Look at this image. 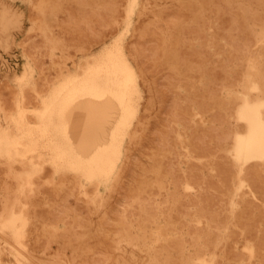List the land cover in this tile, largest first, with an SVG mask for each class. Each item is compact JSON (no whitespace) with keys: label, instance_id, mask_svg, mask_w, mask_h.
Here are the masks:
<instances>
[{"label":"bare ground","instance_id":"bare-ground-1","mask_svg":"<svg viewBox=\"0 0 264 264\" xmlns=\"http://www.w3.org/2000/svg\"><path fill=\"white\" fill-rule=\"evenodd\" d=\"M82 1H85V0H82ZM118 1L116 2L113 0H111V1L110 0H103V2H101V4L104 3L103 4L104 8H107L110 12H112V11L117 10ZM155 1L157 2V0H155ZM75 3H76V0H75ZM76 4L78 5V0H77ZM92 4L94 5V3H92ZM39 5L41 6L42 4H39ZM82 5H83V3H82ZM72 6H71V8H72ZM58 7H60V6H58ZM4 8H6V6ZM61 8H62V6H61ZM85 8H86V6H85ZM85 8H83V9H85ZM167 8H168V6L159 5L157 3H156V5L149 7V6H146L144 4H141L140 0H130V8L127 11H125L126 16L124 18V22L126 23L127 28L130 27L129 25H130V22L132 20L131 14L134 13V11H137L139 14H142V13L147 12V11H153L155 13L154 15L151 16V18L149 19V22L145 23L144 25H142L138 29L136 36H137L139 41L147 38L148 36H153V38H155V40H157L158 43L156 44V47L154 46L155 47L154 50H155V53L157 54V56H156L155 60L153 58L152 61L153 62L155 61V63H157L161 66L167 67L170 71L171 76L175 77L177 80L184 81L186 86L189 84H193L196 80L210 81V80L216 79L217 73H215V74L207 73V71L205 70L209 66H213V65L219 66L221 69H223V72L220 73V79H221L220 81L224 82L227 87H225V90L222 93L218 94L217 92H215L216 91L215 89H214V91H212L211 89H204V90H202V92L201 91L199 92L197 90L193 91V90L188 89V98L189 99L191 98V99L189 101L188 99L185 98L187 100V102H185L183 108H181V109H183V113L186 116L191 117L193 115L198 114L199 112L204 113L205 111H208L214 107H215V109H216V107L219 108V113H216L214 115V117L215 116L217 117L216 122H218V117H219V116H217V114H220L221 116H223L222 117L223 121L221 123L223 126H225V128L227 130V133H226V134H228L227 136L228 137L231 136L232 141H233V143H232L233 145L231 148L230 147L227 148L225 145L226 143L225 142L223 143V141H220L221 143H223L221 145V150L225 151V153L228 152V155L233 159L232 165L233 164L238 165V170L235 171L234 169H231L230 167H228V165L231 166L232 161L231 162L229 160L227 161V159H225L226 158L225 156H224L225 158H223V156H222V158H223V160L225 159V161H227V162L223 161L222 164H224V162L228 163V165H227V167H225V169L229 168L226 170H227V173L229 175L228 178L231 181V184H234V183L236 184V182H238L237 183L238 188H241L246 184L248 176L249 177L250 176H260L261 174L262 175L264 174V0H181L178 4V8H180L182 10H187V11L189 10L190 12H194V15H192V16H189V15L186 16V15L181 14V16L177 15V16L165 17L162 15V12H164ZM58 9L59 8H57V10ZM72 9H74V8H72ZM78 9H80V8H78ZM126 9H127V7H126ZM205 10H211V11L217 12L218 15H216L214 17H209L207 15L205 16V15H203V12ZM67 11H66V13H67ZM70 11H71V9H70ZM84 11L86 12V10H84ZM226 11L231 14L229 17L221 15L222 13H224ZM7 12H8V9H7ZM80 12L82 13L81 10H80ZM4 13L5 12L1 13L2 16L4 15ZM56 13H58V12H56ZM68 13H69V11H68ZM71 13H73V12H71ZM179 13H180V11H179ZM13 14H14L13 15V17H14L15 13H13ZM79 14L80 13H78V16H79ZM74 15H72V16H74ZM82 15H80V16H82ZM19 16H18V18H21V16L20 17ZM13 17H11V18L13 19ZM31 17H32V15H31ZM57 17H56V19H58ZM2 18H3V20L6 19V18H4V16ZM70 18H72V17H70ZM102 18H103V20H106L104 17H102ZM84 19H87V18H84ZM15 20H16V18H15ZM18 20H16L17 25L19 23ZM49 20H50V18H49ZM61 20H63V19H61ZM88 20H89V18H88ZM45 21H47V20H45ZM58 21L59 20H57V21L55 20V22H57V24L59 25L60 22L58 23ZM70 21H72V20H70ZM94 21L96 22V20H94ZM2 22L3 21H0L1 25H2ZM68 22L69 21H67V23ZM9 23L10 22H8V23L6 22V24L4 23L5 25L3 26V30H5L4 28H6V26H7V28L4 32L5 35L3 37L4 38L3 44H6L12 48L13 44L15 43V38L13 37V34H12V30L14 28L12 30H10V27L8 26ZM89 23H90V21H89ZM14 24H15V22H14ZM48 24L51 25L50 23H48ZM57 24L55 23V25H57ZM65 24H66V22H65ZM69 24H70V22H69ZM71 24H73V23H71ZM93 24H94V22H93ZM11 25L13 27V24H10V26ZM53 25L51 27H53ZM65 26H67V25H65ZM77 26H79V24ZM61 27L65 28L63 26V24ZM39 28L40 29H38V30H41L42 27H39ZM100 28H102V26ZM73 29H75V28L73 27ZM78 29H81V28H78ZM62 30H64V29H62ZM65 30H67V29H65ZM76 30H77V27H76ZM43 31H41V32H43ZM77 31H79V30H77ZM85 33H86V31H85ZM54 34H56V33H54ZM71 34H73V33H71ZM81 34H82V32H81ZM190 36H194V38L196 37V38H200V39L196 40V38H195L196 41H192ZM55 37H56V35L54 36V38ZM85 37L87 38V36H85ZM61 39H62V36H61ZM57 40H58V38H57ZM73 40L74 39H72L71 41L73 42ZM64 41H65V39H64ZM78 42H79V39H78ZM32 44L36 45L33 42H32ZM134 44H137V43H134ZM140 45L142 46V44H139L138 46H140ZM43 46H45V45H43ZM70 46L73 47V45H69V47ZM123 46H124L123 38L119 37L111 45L104 46L101 54H99L95 57H92L91 59H88L86 61V64L84 66H82L80 70L65 73L63 76L60 75V76H62L61 79L50 88L48 94L45 96H41V98H40L41 104L37 108H30V107L26 106L24 103L25 98H23V95H22V92L24 89V88L22 89V87L24 85H28V84L31 85V83L33 82V79H32L33 78L32 77L33 67L31 66V64L28 60L27 63L25 64L23 72L16 77V81H17V84L19 86L20 93H21L20 95L22 97L19 99L17 98L18 99V101H17V113L15 115H13L9 119V121H7V118L5 119L7 121L6 126L0 125V158L9 162L10 163L9 166H11V164H13V162H15V161H17V163H18V161H24V160L27 161L28 160L27 162H29L33 165L35 172L38 169H40L41 164L48 163L53 167V170L55 173H66V172L74 173L80 179L87 181V182L91 183L92 185L95 184L97 189H98L99 185H102V184H104L106 186H108V185L114 186L120 180V177L122 175V171L124 168V159L127 156L126 153H127V149L129 146L128 144L135 143L137 138L140 136L141 132L144 130L145 123L147 120V114H144V115L140 114V110H141L140 103H141V99L143 98V95H142L141 90L139 88V77L142 76L143 83L145 84V86H147L146 87L147 90L151 93V95H150L151 99L154 96L153 91H155V87L153 86L152 82H150L148 80L147 68L142 64L143 61L141 62L140 59L137 60L138 63L141 64L140 69H137L136 65L131 61V59L126 56ZM7 47H3V48H7ZM38 48H41V47H38ZM184 48L191 49L192 52L195 54V55L192 54V56H195L196 59L192 60L191 58L186 57L185 54H183ZM7 49H9V48H7ZM36 49L37 48L35 47V51H36ZM42 49H43V47L41 48V50ZM53 50L55 51V48H53ZM151 51H152V49H151ZM184 51H186V49ZM205 51L207 53H210L211 55L216 54V53H224V55L221 58L217 57L218 59L215 60V59H213V56H207V55L205 56L204 55ZM44 53H46V52H44ZM44 53H43V55H44ZM133 53H134V57L137 59L139 57L138 48L134 47ZM32 54H34V52L31 53V55ZM189 55H191V54H188L187 56H189ZM68 59H71V58H69V56H68ZM40 60H42V59H39V61ZM41 63L43 64V62H41ZM42 66H39V67H42ZM45 66H46V64H45ZM39 67H37V69ZM166 70L167 69H165L164 71H166ZM216 72H219V71H216ZM46 75H48V74L46 73ZM51 75H53V74L51 73ZM51 75H49V76H51ZM164 78H166V77H164ZM167 80H168V78H167ZM181 83H183V82H180V84ZM225 84H224V86H225ZM220 85H221V83L219 84V86ZM39 87H42V86H39ZM221 87H222V85H221ZM33 91H34V89H33ZM218 91H220V90H218ZM200 93H202L203 95H208V97L210 99V105L209 104L203 105L200 101L199 102L201 103L202 106H196L193 103H191L192 98L194 96L201 95ZM2 95H4V93ZM174 97H176V96H174ZM200 97H202V96H200ZM208 97L206 98L207 100H208ZM180 104H178V105H180ZM150 107H151V102L149 101L146 104L145 109H150ZM2 110H3V108H2ZM10 114L11 113H9V115H8L9 117H10ZM29 114L33 115L37 119L36 123H32L31 120L28 119ZM232 115H234V117H236L235 120H237L240 123V125L243 127L242 130H239L237 127L232 128V129L230 128L229 125H230L231 121H230L229 117ZM3 116H6V114ZM81 117H82V119H81ZM153 118H155V117H153ZM183 119L186 120V118H183ZM211 121H212V119H211ZM213 121H215V120H213ZM196 122H197V120H196ZM164 123L166 124V122H164ZM168 123H169V121H168ZM175 123H178V122H175ZM221 123L219 124V126L221 125ZM78 125H79V127L82 125L83 128L80 130V134L77 133L75 135V133L78 130L77 128H79ZM160 125H161V123H160ZM170 125L171 124L166 125V126L163 125V127L169 128ZM154 126H157V125L155 124ZM184 126H186V125H184ZM158 128L155 127V129H157L156 131H158ZM170 128H171V126H170ZM173 128H175V127H173ZM177 128L175 130L176 132H177ZM190 128H192V127L190 126ZM197 128H199V127H197ZM200 128H203V127H200ZM155 129L153 128V130H155ZM208 129H211V128H208ZM213 129H215V127H213L212 130ZM193 130H196L195 127H193ZM150 132L153 133V131H150ZM159 132H161V131H159ZM167 132H170V130ZM220 132H221V134H223L222 130ZM220 132H218V133H220ZM207 133H208V130H207ZM156 134H158V132ZM170 134H171V132H170ZM176 134H177V136H176ZM176 134H175L176 137L173 135L175 138H177V137H178L177 139L181 138L180 133H176ZM150 135H151V133H150ZM159 135H161V134L159 133ZM189 135H190V132H189ZM198 135L199 134H196L195 136L197 137ZM196 137H194V138H196ZM217 137H218V135H217ZM220 137H218L219 140L220 139L222 140V137L221 138ZM161 138L162 137H160V139ZM218 138H217V140H218ZM215 139L216 138H214L213 140H215ZM152 140H153V138H152ZM165 140H163V141H165ZM172 140H173V138H172ZM169 141H170V143H174L170 139H168V141L166 142L167 145H166V143L164 144V142H163L162 148L160 147L158 149V147L161 146L160 144L158 147L156 146L158 151H155V160L153 161V163H154L153 165H151V166L147 165L148 166L147 167L146 164L143 163V161L142 162L139 161V162L143 163L141 166H143V165L146 166V168H144V166H143V168L141 167L142 169L140 168V171L143 170V175L139 174V172H137L138 174H136L137 176L142 175V176H138V177H141V179H137L135 177H132L133 180H134V178L137 179L135 181L139 180L137 182L138 184H136L137 186L135 189H133L135 186L132 185L133 188H132L131 192L136 190L135 191L136 194H133V195L134 196L136 195L138 197L137 201L140 204L139 208H140L142 214L140 215L139 214L140 212H139L138 214L140 215L139 216L140 218L137 221H135L139 231L137 233L129 232L126 235L127 239H128V241H130L132 243H142V244L146 243L145 245H148L147 250H146V255H147V258L149 260L148 264H220V263H222V261L219 263V256H218L219 253H217L218 251H215L216 248H218V246L221 243L229 240L232 237L245 236V234H247L248 231H250L252 229V226H251L252 224L251 223H250L251 225L246 224V222H245L246 220L244 221L245 224L244 223L242 224L240 222H239L240 224L229 223V224L221 225V226H220V224L219 225L218 224H209L204 230L196 231L195 235H192L191 238L189 237L190 240L188 238L190 243H192L195 247V256L194 257L188 256L187 255L188 253L186 254L185 251L183 250V248H184L183 244H185L188 241L187 238L184 237L183 235L173 234L174 230L173 231L171 230L175 227L176 228L178 227V222H179L180 217L178 219V222H175L174 219H176V218H173L174 215H172V212L177 207L176 204L180 201L181 198H180V194H179L180 191L178 190L179 185H177L175 183L176 182L175 178L177 175L174 178L172 169L168 168V166H170L171 163L169 164L168 162H166V163H168V166H167L165 163V159H164L165 156L167 158L168 154H170L172 151L175 150V149H172V151H171L170 149L173 148L174 146H176L179 142L175 143V145L173 144L174 146L169 148V146H170ZM196 141H197V139H196ZM199 141H200V139H199ZM209 141L210 140H206L204 143L203 139H202V141H200V142H202L205 145L207 142L209 143ZM150 142H151V140H150ZM147 143H149V142H147ZM156 143H159V142L156 141ZM197 143H199V142H197ZM197 143H196V147H197ZM202 143H200V144L202 145ZM205 146H207V145H205ZM214 146H215V144H214ZM219 146H220V144H219ZM198 147H199V151H201L200 148L201 149L203 148L201 146H198ZM198 147H197V149H198ZM183 148H185V147H183ZM147 149H149V151H150V149L152 150L153 147L152 146L150 148L147 147ZM211 149H212V146H211L210 150ZM216 149H215V151H216ZM142 150H140V151H142ZM153 150H156V149H153ZM137 151H139V150H137ZM145 151L148 152V150H146V148H145ZM175 151H174V153H175ZM182 151H185V150L182 149ZM182 151H181V153H182ZM196 151L195 152L197 155L198 150H196ZM177 152L175 153L176 155H173V157L178 156ZM202 152H203V150H202ZM174 153H172V154H174ZM205 153H207V152H205ZM139 154H140V152H139ZM151 154H152V152H151ZM208 154H209V152H208ZM216 154H218L217 151H216ZM216 154H212V155H216ZM141 155L143 156L144 152ZM185 155H187V154H185ZM199 155H197V156H199ZM218 155H217L216 163L218 162L219 159H221V158H218ZM225 155H227V154H225ZM151 156H153V154ZM229 156H227V157H229ZM144 157H145V155H144ZM35 159H37V160H35ZM167 159H169V158H167ZM134 161H137V159H135ZM134 161H133V163H136ZM195 161L196 160H194L193 162L195 163ZM186 162H187V160H186ZM204 162H206V161H204ZM212 162H211V164H212ZM23 163H21V164L23 165ZM29 163L24 164V165L25 166L30 165ZM148 163H150V162H148ZM137 164H139V163H137ZM137 164H134V166L135 165L137 166ZM176 164H177V162H175L174 165H176ZM198 164H200V163H198ZM248 164H252V166L249 167ZM190 165L192 166V164H190ZM246 165H248L247 168H245ZM196 166L197 165H195V167ZM206 167H208V165ZM206 167L204 166L205 169H206ZM216 167H218V165ZM27 168H29V169H27L28 171L31 170L30 167L27 166ZM204 168H202V169H204ZM177 169H178V171H175V172H179L180 167ZM225 169L223 170V172L226 171ZM25 170H26V168H25ZM25 170H21L19 175H21L22 171L24 172ZM194 170H196V168ZM222 170L219 169L220 172ZM133 171H135V170L134 169L132 170V172H131L132 175L135 173ZM180 171H182V169ZM198 171H199V169L197 170V172ZM18 172H17V174H14L16 177L18 176ZM192 173L194 174V172H192ZM198 173H196V174H198ZM175 174H180V173H175ZM199 174H201V173H199ZM0 175H2V174H0ZM182 175L184 176V173L181 175H178L177 180L179 178H182L181 177ZM202 176H203V174H202ZM222 176H225V175L223 174ZM35 177L36 176L34 174V178ZM189 177L192 178V180H193L194 175L193 176L190 175ZM218 177H219V175H218ZM17 178H18V180L20 179L19 177H17ZM128 178H129V176H128ZM226 178H227V175H226L225 179ZM16 179H14V180H16ZM22 179H23V177H22ZM24 179H25V177H24ZM46 179L48 181V178H46ZM188 179L189 178L187 177L186 180H188ZM198 180L199 179H197V181H195L196 183L194 182V184H198L197 183ZM205 180H207V179H205ZM209 180H211V179L209 178ZM250 180L251 179H249V181ZM25 181H26V179L23 182L21 190H22V192L28 190V192H29L30 189H28V187L26 185L30 184V181H31V183H33V181H32V179L28 182H25ZM73 181L74 180L69 179V178L65 179L63 182L64 186H65V184L68 185V184L73 183ZM222 181H224V180H222ZM257 181L258 180H256V182ZM260 181H261V177H260ZM130 182H132V181H130ZM168 182L171 184L173 183L174 185H173V189L171 191L168 190V191H166L167 192L166 195L164 194L166 196V198L164 199V197H162L160 199V200L164 199L165 201L159 202V201L155 200L153 198V196L160 194L164 189L168 188V186H169ZM207 182H208V180H207ZM2 183H3V181H2ZM51 183H50V185H51ZM178 183H180V182H178ZM217 183H218V181H217ZM250 183H253L252 180ZM261 183H260L261 187L264 188V181H262ZM17 184L19 185V183H17ZM60 184H62V183H60ZM60 184H57V186L58 185L60 186ZM91 184H90V186H92ZM204 184H205V182H204ZM7 185H8V183H7ZM20 185H19V188H20ZM81 185L82 184L80 182V186ZM199 185H200V183H199ZM221 185H222V183H221ZM221 185H219V189H220ZM25 186H26L27 190L25 189ZM191 186L192 185L190 182H187L185 185L186 188H191ZM252 186H253V184H252ZM71 187L72 186H70V188ZM129 187H131V185ZM210 187H212V186H210ZM113 188H116V187H113ZM122 188H124V187H122ZM251 188H253V187H251ZM262 188H260L261 191H262ZM35 189L37 190V188H35ZM182 189H183V187H182ZM202 189H203V191H204V189L207 190V188H202ZM219 189L217 187V190H215V191L217 192ZM231 189H228V190H231ZM1 190L2 189L0 188V192H1ZM13 190L15 191V189H13ZM197 190H198V187H197ZM213 190H212V192H213ZM247 190H248V188H247ZM256 190L254 191V193L256 192ZM95 191H94V193H95ZM220 191H222V190L220 189ZM224 191L226 194L227 190H224ZM65 192H66V190H65ZM97 192H99V189L97 190ZM131 192L126 191L127 194H130ZM216 192H214V193L216 194ZM13 193L15 194L16 191ZM69 193H70V191H68V194ZM222 193H223V191H222ZM25 194H26V192H25ZM95 194H93V196ZM161 194H163V193H161ZM206 194H208V196H209V193H206ZM7 195H9V194H7ZM22 195L24 196V194H22ZM69 195L66 194L65 196L69 197ZM143 195H148V200L145 196L147 201L142 198V197H144ZM18 196H19V194H18ZM72 196L70 195V197H72ZM87 196H88V193H87ZM89 196H91V195H89ZM128 196L130 199H132L131 198L132 195H128ZM217 196L219 197L218 193H217ZM27 197H28V195H27ZM41 197L43 198V196H41ZM214 197H216V196H212V198H214ZM223 197L224 196H222V194H221V198H223ZM258 197H256V198H258ZM261 197H263V196H261ZM261 197H260V199H261ZM25 198H26V196H25ZM25 198H24V200H26ZM74 198H75V194H74ZM90 198L91 197H89V199ZM126 198L127 197H125V199ZM206 198H207V196H206ZM208 198H211V196H209ZM46 199H48V196L46 197ZM64 199L65 198H62V200H64ZM201 199H202V197H201ZM225 199H227V198H225ZM60 200H61V198H60ZM60 200L57 202H60ZM202 200H204V199H202ZM217 200L219 201L220 199H217ZM222 200L224 201V199H222ZM13 201H16V202L15 203L13 202L14 204L12 203L13 205H11V206L9 205L10 207L5 206L4 209H2V211L0 212V229L4 230L5 232L6 231L9 232L11 234V237H13V239H15L17 241V243H19V245L22 243L25 244L24 241L22 242V238H23L24 234H26L25 228L27 227V225L30 221L28 211H26V208L24 205L26 202L22 203V202H20L19 199L17 200V198L15 200L13 199ZM37 201L40 202L39 199ZM55 201H56V199H55ZM65 201H63V202H65ZM67 201H69V200H67ZM134 201H135V199H134ZM143 201H145L147 204H144ZM214 201H213V204H214ZM53 202H54V200H53ZM87 202L89 203V201H87ZM101 202H99V203H101ZM182 202H184V201H182ZM209 202H210V199H209L208 203ZM251 202L253 203V201H251ZM255 202L256 201L254 198V203ZM66 203H68V202H66ZM92 203H93V201H92ZM191 203H193V201ZM197 203L198 202H194V204H195L194 206H197ZM205 203L206 202L204 201V205H205ZM211 203H212V200H211ZM1 204H3V203H1ZM40 204L42 205V202ZM49 204H51V203H49ZM60 204H62V203H60ZM63 204L60 206H64ZM68 204H70V203H68ZM213 204H211V205H213ZM97 205L99 207L100 204H97ZM103 205H101V206L103 207ZM121 205H123V204L121 203ZM182 205L184 206L183 203H182ZM260 205H261L260 207H262V204H260ZM17 206H18V208H16ZM57 206H58V203H57ZM187 206L189 207L190 205H187ZM205 206H207V205H205ZM209 206H210V204H209ZM236 206H237V203L233 200L231 208L229 207L230 212H229V214H227V215H229L230 219L245 218L249 215H254V214L258 213V211H256V208H255V210L253 209L254 211H250L252 209H249V211H247L248 209H238L237 210ZM258 206H257V208H258ZM71 207L73 209V205ZM71 207H69V209ZM126 207L128 208V206H126ZM129 207H131V206H129ZM218 207L220 208L219 205H218ZM253 207H254V205H253ZM40 208H42V207H40ZM82 208H81V211H82ZM90 208H91V206H90ZM127 208H126V210H127ZM180 208H181V206H180ZM212 208L209 207V209H212ZM245 208H249V206H247ZM134 209H135V207H134ZM137 209H138V207H137ZM261 209H263V208H261ZM261 209L259 210L260 212H261ZM42 210L43 209H41V211ZM61 210H59V212ZM70 210H67V211L70 212ZM76 210H78V209H75V212L77 214H79ZM177 210H178V208H177ZM205 210H207V208L205 209L204 206H202L200 208H196V210L193 212V216H196L197 214L204 212ZM213 210H215V209H213ZM45 211H48V210L46 209ZM85 211H87V210L85 209ZM130 211H132V210L130 209ZM215 211H217V210H215ZM50 212H51V210H50ZM62 212H64V211H62ZM79 212H80V209H79ZM104 212H106V211H104ZM113 212H111V214H113ZM178 212H179V210H178ZM184 212L186 213L185 210H184ZM212 212H214V211H212ZM46 213H47L46 215H48V212H46ZM135 213H137V212H135ZM41 214H42V212H41ZM60 214L63 215L62 213H60ZM81 214H79V215H81ZM101 214H103V213H101ZM116 214H117L116 217L120 215V213H119V215H118V213H116ZM130 214H129V216H131ZM207 214H209V212H207ZM258 214L263 215L264 213H258ZM258 214H256V215L258 216ZM54 215L55 216H53V218L58 217V216H56V213ZM108 215H110V214H108ZM262 215H261V217H262L261 221L264 220V215L263 216ZM88 216L90 217V215H88ZM177 216H179V214H177ZM223 216H225V215H223ZM257 216H255V218ZM44 217L46 218V216H44ZM74 217H75V215H74ZM76 217L78 218L79 216H76ZM89 217H87V218L89 219ZM184 217L189 218V214H185ZM53 218L50 219V220H52V222H54ZM111 218H112V216H111ZM111 218H107V219H111ZM122 218L123 217L118 218V219H122ZM208 218H209V220L211 219L210 216H208ZM221 218H223V217H221ZM82 219H83L82 224H85L84 223L85 219L84 218H82ZM113 219L114 218H112V220ZM118 219H114V220H118ZM215 219H217V218L215 217ZM224 219H225V217L221 220L224 221ZM226 219H228V218H226ZM251 219L254 220V222H252L254 224L255 219L254 218H251ZM70 220L68 219L69 222H71ZM112 220H111V222H112ZM122 220L124 221V219H122ZM122 220H120V221H122ZM202 220H204V219H202ZM78 221L81 223V221L79 219H78ZM106 221H109V223L104 222V224L106 223V226H107V224H111L110 220H106ZM123 221H122V223H123ZM236 221H237V219H236ZM69 222H68V224H69ZM85 222H86V220H85ZM89 223H90V221H89ZM185 223L188 224V222H184L181 225L185 226ZM204 223H205V220H204ZM76 224H77V222H76ZM113 224L114 223H112V225ZM125 224H126V222H125ZM123 225H124V223H123ZM204 225H202V226H204ZM256 225L254 224L253 226L256 227ZM72 226L74 227V225H72ZM85 226H87V223L85 224ZM179 226H180V224H179ZM182 226H181V228H182ZM191 227H194V223ZM108 228H109V226H108ZM71 229H72V227H71ZM105 229H107V227ZM119 229L122 230L123 228L122 229L119 228ZM191 229H194V228H191ZM73 230H75V229H73ZM159 230H163V231L159 232ZM32 231H34V230H32ZM112 231H115V230H112ZM116 231H117V229H116ZM128 231H131V228ZM262 231H264V227H263ZM85 232H87V231H85ZM113 233H115V232H113ZM124 233H126V232L124 231ZM71 234H73V233H71ZM250 234H249V236H252ZM66 238H68V237H66ZM247 238H244L245 240H244L243 245L247 251L248 256L251 259V258L256 256L258 250L260 249L261 243L264 241V233H263L262 238H259V239L257 238V236L256 237L254 236V240L253 239H247ZM74 239H75V237H74ZM85 239H84V241H88ZM122 239H123V237H122ZM32 240H34V239L32 238ZM157 240H166L168 245L166 244V247L165 248L162 247L163 249H161V250L155 249L151 246V244L154 241L156 242ZM237 240H239V239H237ZM44 241H46V240H44ZM72 241L74 243L73 239H72ZM115 241H116V239H115ZM235 241H236V239H235ZM4 242H6L5 239H4ZM122 242H125V240ZM41 243H43L42 245H44L47 242L46 243L41 242ZM88 243H90V242H88ZM75 244L76 243H74L73 245H75ZM229 244H231V243H229ZM229 244H228V246H229ZM232 244L230 246H232ZM262 244H264V243H262ZM240 245H242V244H240ZM84 246H85V248L82 247V249L83 248L86 249L87 245H84ZM108 246H110V245H108ZM209 246H212L210 248L214 247L213 252H212V250H210L211 252L208 253V250L210 249V248L208 249ZM223 246H224V244H223ZM35 248H38V246ZM232 248H234V247H232ZM232 248L230 250H232ZM4 249L5 248L2 247L1 243H0V254H1V250H4ZM109 249H110V247H109ZM227 249H229V247ZM86 250H88V248ZM97 250H98V248H97ZM219 250H220V248H219ZM5 251H6V249H5ZM229 252H232V251H229ZM16 253L19 254L18 252H16ZM89 253H90V251H89ZM98 253H99V251H98ZM101 253H103V252H101ZM243 253H245V252H243ZM20 254L22 255V257L24 259H26V256L24 254H22L21 252H20ZM206 254H208V257H206ZM235 254L236 253H234V255ZM94 255H96V254H94ZM226 255H227V251H226ZM17 256H19V255H17ZM59 256H60V254H59ZM229 256H230V253H229ZM237 256H241V255H237ZM15 257L16 256H14V258ZM19 257H18V261H21ZM77 257H79V256H77ZM95 257H97V256H95ZM95 257L93 256V257H91V259L93 261L94 260L96 261V259H98V258L93 259ZM241 257H240V259H241ZM231 258L233 259L232 256H231ZM81 259H83V258H81ZM240 259L236 260V257H235L236 261H238ZM98 260L100 263V259H98ZM86 261L87 260L85 259V263H86ZM254 261H255V258H254ZM51 262H54V260ZM262 263L264 264V261L261 262L260 264H262ZM95 264H97V263H95ZM226 264H227V262H226ZM231 264H233V263H231ZM239 264H241V263H239Z\"/></svg>","mask_w":264,"mask_h":264},{"label":"rangeland","instance_id":"rangeland-1","mask_svg":"<svg viewBox=\"0 0 264 264\" xmlns=\"http://www.w3.org/2000/svg\"><path fill=\"white\" fill-rule=\"evenodd\" d=\"M85 1L78 0V5H77L76 4L77 0H76V3H75V0H67V1L66 0H61V1L60 0H0V12L1 13H3V12L6 13L7 9H8V12L6 14L4 13V15H3L4 18H6L5 20H3V18H2L3 16L0 13V17L2 16L0 18V21H3L2 25L0 23V25H1L0 26V28H1L0 29V43H1L0 44V56H1L0 57V92H1L0 93V107H1L0 108V125L1 126H6L7 125V121H9V119L13 115H15L17 113V101H18L19 98H22V97L20 95L21 93H20V89H19V86H18L17 81H16V77L23 72L25 64L27 63L28 60H29V62L31 64V66L33 67V75H32L33 82L31 83L32 86L28 84V85H24L22 87V89L24 88L23 92H22V95H23V98H25L24 103H25L26 106H28L30 108H37L41 104V100H40L41 96L47 95L49 90H50V88L54 84H56L65 73L74 72V71L80 70L81 67L86 64V61L88 59H91L92 57H95V56L101 54L104 46L111 45L117 38L122 37L123 38V43H124L123 47H124L126 56L131 59V61L136 65L137 69H140V66H141V64L138 63L137 60L140 59L141 62L143 61L142 64L147 68L148 80L150 82H152L153 86L155 87V91H153V95L154 96L151 99L150 98L151 93L147 90V88H146L147 86H145V84L143 83L142 76L139 77V88H140L141 93L143 95V98L141 99V103H140V107H141L140 114L141 115L147 114V120H146V123H145V128L141 132L140 136L137 138L135 143L128 144L129 145L128 146L129 150L127 149V153H126L127 156L124 159V168H123L120 180L114 186H111V185L110 186L109 185L106 186L104 184L99 185V187H98L99 192H97L98 189L95 186V184L92 185L91 183L80 179L74 173H70V172L55 173L54 170H53V167L50 164H48V163L41 164L40 165V169H38L35 172V170L33 168V165L31 163L27 162L28 160L27 161L24 160L25 162L24 161H18V163H17V161H15V162H13V164H11V166H9V164H10L9 162H7V161H5V160L0 158V174H2V175H0V178H1L0 179V183H1L0 184L1 185L0 188L2 189L1 192H0V212L2 211V209H4L5 206L10 207L11 205H13L16 202V201H13V199L15 200L17 198V200L19 199L20 202H22V203L26 202L24 205H25L26 211H28V215L30 217V221H29L27 227L25 228V233L26 234H24V236L22 238V242L24 241L25 244L22 243V244L19 245V243H17V241L15 239H13V237H11V234L9 232H7V231L5 232L4 230L0 229V241H1L0 243H1V246L6 249V251H5V249L1 250L0 264H4V263L5 264H23L24 262H25L24 264H79V263L80 264H82V263L83 264H87V263L88 264H95V263H97V264H148L149 260H148L147 255H146V250H147L148 245H145L146 243L145 244L132 243V242L128 241L127 236H126L129 232L137 233L139 231L135 221H137L140 218L139 216L142 214V212H141V210L139 208L140 204L137 201L138 197L136 195L135 196L133 195V194H136L135 193L136 190L133 191V192H131V191H132L133 186H135L133 188V189H135L136 186H137L136 184H138L137 182L139 180L138 181H135V180L141 179V177H138V176H142L143 175V170L140 171V168L141 167L143 168V166H144V168H146L147 165L151 166V165L154 164L153 161L155 160V151H158V149L160 147L162 148L163 142L165 144L168 141V139H170L172 142H174V143H170V141H169V143H170L169 144L170 145L169 148L174 146L175 143L179 142L176 146H174L173 148L170 149L171 151H172V149H175V150L177 149L176 151L175 150L174 151H175V153L178 151L177 152L178 156L177 157L176 156L173 157V155H176V154L174 153V151H172L170 154H168L169 152L167 153L168 154L167 158H169V159H167L166 156L164 157V159H165V163L166 162H168L169 164L171 163L170 166H168V163H166V165L168 166V168L172 169L174 178L177 175L176 178H175L176 179L175 183L177 185H179L178 186V188H179L178 190L180 191V193H179L180 194V198H181L180 201L181 202L182 201L185 202V203L182 202L184 204V206H183L182 203L179 201L176 204L177 207L172 212V215H174L173 218H176V219H174L175 222H178V219L180 217L179 222H178V227L177 228L175 227V228L171 229L172 231L174 230L173 234L183 235L188 240L189 237L191 238L192 235H195L196 231L204 230L209 224H218V225L220 224V226L221 225H226V224H229V223H238V224L242 223L243 224L244 221L246 220L245 221L246 224H250V223L252 224V225L250 224L252 226V229L250 231H248V233L245 234V236L232 237L229 240L221 243L218 246V248H216L215 251H218L217 253H219V255H218L219 256V263L221 261H222V263H220V264H226V262H227V264H231V263H233V264H239V263H241V264H260L261 262H263L264 261V258H263L264 257V244H262V243H264V241L261 243V247L258 250V252L260 251L259 252L260 254L257 252L256 256L251 258V259L248 256L247 251L244 248L243 244H244V240H245L244 238L248 237L247 239H253L254 240V236L255 237L257 236V238L259 239V238H262L263 233H264V231H262L263 227H264V222H263L264 220L261 221V219H262L261 215L262 214H258V213H264V211H263L264 210V188H262L261 185H260V183L262 181H264V174L263 175L261 174L260 176H250V177L248 176L249 178L247 177L246 184L243 187H241V188H238V185H237L238 182H236V184L235 183L231 184V181L228 178L229 175H228L227 170H226V169H229V168L225 169V167H227L228 163H225V162H227L228 160L230 162L232 161L231 162V166L228 165V167H230L231 169H234L235 171L238 170V165H234V164L232 165L233 159L228 155V152L225 153V151L221 150V145L224 142L226 143L225 145H226L227 148H229V147L231 148L232 145H233L232 144L233 141H232V137L231 136H229V137L227 136L228 135V134H226L227 130H226L225 126H223L222 123H221L223 121V118H222L223 116H221L220 114H217V116H219V117H218V122H216L217 121V117L216 116L214 117V115L216 113H219V108L216 107V109H215V107H214V108H212V109H210L208 111H205L204 113L203 112H199L198 114L193 115L191 117L186 116L183 113V109H181V108H183L185 102H187L186 99H188L189 101L191 99V98L190 99L188 98V89L189 90H193V91L197 90L199 92L200 91L202 92V90H204V89H211L212 91H214V89H215L216 90L215 92H217L218 94L222 93L225 90V87H227L224 82L220 81L221 80L220 79V73L223 72V69H221L219 66H214V65L213 66H209L205 70L207 71V73H213V74L217 73L216 74V79L210 80V81H207V80H204V81L196 80L193 84H189V85L186 86L184 81L177 80L175 77L171 76L170 71H169V69L167 67L161 66V65L155 63V61L154 62L152 61L153 58L155 60V58L157 56V54L155 53V50H154V48L156 47V44L158 43L157 40H155V38H153V36H148L147 38L142 39V40L139 41L137 36H136V34L138 32V29L142 25H144L145 23L149 22V19L151 18V16L155 14L153 11H147V12H144L142 14H139L137 11H134V13L131 14L132 20H131L130 25H129L130 27L127 28L126 23L124 22V18L126 16V12L125 11H127L130 8V0H119V1L118 0H113V1H116V2L118 1V6H117V10L112 11V12H110L107 8H104V6H103L104 3L101 4V2H103V0H85ZM180 1L181 0H163V1L162 0H157V2H156L155 0H140V3L144 4L146 6H149V7H151L153 5H156V3L159 4V5L168 6V8L164 12H162V15L165 16V17L177 16V15L181 16V14L182 15H186V16L194 15V12H190L189 10H188L189 11L188 12L187 10H182V9L178 8V4H179ZM82 3H83V5H82ZM92 3H94V5ZM39 4H42V5L40 6ZM5 6H6V8H4ZM58 6H60V7H58ZM61 6H62V8H61ZM71 6L74 9H72ZM85 6H86V8H85ZM126 7H127V9H126ZM57 8H59V9L57 10ZM78 8H80V9H78ZM83 8H85V9H83ZM70 9H71V11H70ZM67 10L69 11V13H68ZM80 10L82 11V13L80 12ZM84 10H86V12ZM66 11H67V13H66ZM179 11H180V13H179ZM56 12H58V13H56ZM71 12H73L75 15L73 13H71ZM13 13H15L14 17H13V15H14ZM70 13L72 15H74V16H72ZM78 13H80L79 16H78ZM19 15L21 16V18H18ZM31 15H32V17H31ZM80 15H82V16H80ZM203 15H205V16L207 15L209 17H214V16H216L218 14H217V12H214V11H211V10H205L203 12ZM221 15L229 17L231 14L226 11V12L222 13ZM11 17H13V19ZM56 17L58 19H56ZM70 17H72V18L74 17V18L72 19ZM102 17H104L106 20H103ZM15 18H16V20L19 19L18 20L19 23L17 22L19 26L16 24ZM49 18H50V20H49ZM84 18H87V19H84ZM88 18H89V20H88ZM61 19H63V20L65 19L64 21L66 22V24ZM45 20H47L48 22L45 21ZM55 20L56 21L59 20L58 23L60 22L59 23L60 26L57 24V22H55ZM70 20H72V21H70ZM94 20H96V22ZM67 21H69L70 24H69V22L67 23ZM89 21H90V23H89ZM6 22L7 23L10 22L8 24V26L10 27V30H12L13 28L15 29V30L14 29L12 30L13 37L15 38V43L12 46L13 49L10 46H8V45L3 44V39H4L3 37L5 35L4 32H5L6 28H7V26H6V28H4L5 30H3V26L6 24ZM14 22H15L16 25L14 24ZM54 22L57 25H55ZM93 22H94V24H93ZM48 23H50L51 25H49ZM71 23H73V24H71ZM10 24H13V27H12V25L10 26ZM62 24H63V26L65 28L61 27ZM78 24H79V26H77ZM52 25H53V27H51ZM65 25H67V26H65ZM101 26H102V28H100ZM104 26L105 27L107 26V27L105 28ZM39 27H42L41 30H38V29H40ZM73 27L75 29H73ZM76 27H77V30H79V31L81 30V31L80 32L77 31ZM61 28L64 29V30H62ZM78 28H81V29H78ZM65 29H67V30H65ZM41 31H43V32H41ZM85 31H86V33H85ZM81 32H82V34H81ZM54 33H56V34H54ZM71 33H73V34H71ZM55 35H56V37L54 38ZM61 36H62V39H61ZM85 36H87V38ZM190 37H191L192 41H196V40L200 39V38H196L195 37L196 38V40H195L194 36H190ZM57 38H58V40H57ZM63 38L65 39V41H64ZM72 39H74L73 42L71 41ZM78 39H79L80 43L78 42ZM32 42L35 43L36 45L32 44ZM134 43H137V44H134ZM42 44L45 45V46H43ZM139 44H142V46L141 45H140L141 47L138 46ZM69 45H73V47H71V46L69 47ZM3 47H7L9 49L3 48ZM35 47L37 48L36 49L37 52L35 51ZM38 47H41V48L43 47V49H42L43 51L41 50V48H38ZM134 47L138 48V52H139V57L140 58L138 57L136 59L134 57V53H133V48ZM53 48H55V51L53 50ZM151 49H152L153 52L151 51ZM185 49H186V51H184ZM33 52H34V54L31 55V53H33ZM44 52H46V53H44ZM43 53H44V55H43ZM183 54H185L186 57H189L192 60L196 59L195 56H192V54L193 55H195V54L189 48H184L183 49ZM188 54H191V55L187 56ZM204 55L205 56L206 55L207 56H213V59L216 60L218 58H221L224 55V53H216V54L211 55L210 53H207L205 51ZM68 56L71 59H68ZM39 59H42V60L39 61ZM41 62H43V64ZM45 64H46V66H45ZM36 66L37 67L42 66V67H39L37 69ZM165 69H167V70L164 71ZM216 71H219V72H216ZM46 73L48 75H46ZM51 73L54 76L51 75ZM49 75H51V76H49ZM60 75H62V76H60ZM164 77H166V78H164ZM167 78H168L169 81L167 80ZM180 82H183V83L180 84ZM220 83H221L222 87H221V85L219 86ZM224 84H225V86H224ZM39 86H42V87H39ZM33 89H34V91H33ZM218 90H220V91H218ZM3 93H4V95H2ZM200 94L201 95L194 96L192 98V100H191V103H193L196 106H202L201 103L203 105H207V104L210 105V99H209L208 95H203L202 93H200ZM174 96H176V97H174ZM200 96H202V97H200ZM207 97H208V100L206 99ZM149 101L151 102V107H150V109H145V106H146V104ZM178 104H180L182 107L180 105H178ZM2 108H3V110H2ZM9 113H11L10 117L8 116ZM5 114H6V116H3ZM153 117H155L156 119L153 118ZM6 118H7V121L5 120ZM183 118H186V120L183 119ZM28 119H30L32 123H36L37 122V119L33 115L29 114L28 115ZM81 119H82V117H81ZM211 119H212V121H211ZM229 119L231 121V123L229 125L231 129L232 128H236V127L239 130L243 129V127L240 125V123L237 120H235L236 117H234V115L230 116ZM196 120H197V122H196ZM213 120H215V121H213ZM168 121H169V123H168ZM164 122H166V124ZM175 122H178V123H175ZM160 123H161V125H160ZM220 123H221L222 126L221 125L219 126ZM155 124L159 128L157 126H154ZM169 124H171L170 125L171 128L169 126L170 129L167 128V127H163V125L166 126V125H169ZM183 124L186 125V126H184ZM190 126L192 128H190ZM78 127H79V125H78ZM155 127L158 128V131H156L157 129H155ZM173 127H175V128H173ZM193 127H195L196 130H193ZM197 127H199V128L203 127V128L199 129ZM213 127H215V129L212 130ZM82 128H83L82 125L79 128H77L79 131L77 130L75 135L77 133L80 134V130ZM153 128L155 130H153ZM176 128H177V132L175 131ZM208 128H211V129H208ZM169 130H170L171 134H170V132H167ZM207 130H208V133H207ZM221 130H222L223 134H221V132H220ZM150 131H153L154 134L152 132H150ZM159 131H161V132H159ZM149 132L151 133V135H150ZM155 132L156 133L158 132V134H156ZM175 132L176 133H180L181 134V138H179V139H177L178 137L175 138L177 136V134ZM189 132H190V135H189ZM218 132H220V133H218ZM159 133L161 135H159ZM175 134H176V136H175ZM196 134H199V135L196 137L195 136ZM158 135L160 137H162L161 138L162 140L160 139V137ZM217 135H218V137L221 136L222 140L221 139L219 140ZM171 137L173 138L174 141L172 140ZM194 137H196V138H194ZM213 137L216 138V139L213 140L214 139ZM152 138H153L154 141L152 140ZM198 138L200 139V141H202V139H203L204 143H205L206 140H210L209 143L210 142L211 143L209 144L207 142L205 144L207 146H205L202 142L199 141ZM217 138H218V140H217ZM196 139H197V141H196ZM150 140H151V142H150ZM163 140H165V141H163ZM156 141L159 142V143H156ZM220 141H223V143H221ZM147 142H149V143H147ZM197 142H199V143H197ZM196 143H197V147L198 146L203 147L202 149L200 148L201 151H199V147L197 149ZM200 143H202L203 146ZM159 144L161 146H159ZM214 144H215V146H214ZM219 144H220V146H219ZM166 145H167V143H166ZM151 146L153 147V149H156V150H153V149L151 150L150 149V151H149V149H147V147L150 148ZM156 146L157 147L159 146L158 149H157ZM211 146H212V149L210 150ZM183 147H185V148H183ZM145 148H146V150H148V152L145 151ZM182 149L185 150V151H182ZM215 149H216V151L218 152L219 155L216 154ZM137 150H139V151H137ZM140 150H142L144 152L145 157H144V155L143 156L141 155L143 152L140 151ZM196 150H198L197 155L200 154L199 155L200 157L196 155V152H197ZM202 150H203V152H202ZM181 151H182V153H181ZM139 152H140V154H139ZM151 152H152L153 156H151L152 155ZM205 152H207V153H205ZM208 152H209L210 155L208 154ZM172 153H174V154H172ZM224 153L227 154V155H225ZM185 154H187V155H185ZM212 154H216V155H212ZM217 155H218V158H221V159H219L218 162L216 163ZM222 156H223V158L226 157L225 159H227V161H225V159L223 160ZM227 156H229L230 158L227 157ZM134 158L137 159L138 162L134 161L135 160ZM35 160H37V159H35ZM186 160H187V162H186ZM194 160L197 161V162L195 161L196 164L193 162ZM133 161L136 162V163H133ZM139 161H141V162L143 161V163L146 164V166L145 165L141 166L143 163H141ZM147 161L150 162L151 164L148 163ZM204 161H206V162H204ZM223 161H225L224 164H222ZM175 162H177L176 165H174ZM211 162H212L213 165L211 164ZM21 163H23V165ZM27 163H29L30 165H26L25 166L24 164H27ZM137 163H139V164H137ZM198 163H200L202 166L200 164H198ZM205 163L208 165V167H206L207 165ZM134 164H137V166L136 165L134 166ZM190 164H192V166ZM194 164L197 165L199 168L197 166L195 167ZM217 165H218V167H216ZM248 165H249V167L252 166V164H248ZM248 165H246L245 168H247ZM27 166L30 167L31 170L28 171L27 169H29V168H27ZM204 166L206 167V169L204 168ZM176 167L177 168L180 167L179 172H175V171H178V169ZM194 167L196 168V170H194L195 169ZM25 168H26L27 171L25 170ZM202 168H204V169H202ZM223 168L226 171L223 172V170H224ZM133 169L135 170V171H133L135 173L132 175L131 172H132ZM181 169H182V171H180ZM198 169H199L198 172L201 173V174H199L197 172ZM219 169L220 170L223 169V170L220 172ZM21 170H25L26 172L22 171V174L19 175ZM17 172H18V176L17 177L20 178L19 180L14 175V174H17ZM137 172H139V174H142V175H138L137 176L136 175V174H138ZM174 172L175 173H180V174H175ZM192 172H194V174ZM183 173H184V176L182 175L181 177L182 178L184 177L185 179L184 178L183 179L179 178L178 179L179 181H178L177 180L178 175H181ZM196 173H198V174H196ZM34 174L36 176L35 178H34ZM202 174H203V176H202ZM223 174L225 176H222ZM190 175H192V176L194 175V178H193V180L195 179L194 181L192 180V178L189 177ZM218 175H219V177H218ZM226 175H227V178H226L227 180L225 179ZM12 176L13 177L15 176L17 179L15 177L13 178ZM128 176H129V178H128ZM186 176L189 178L188 180H186L187 179ZM22 177H23V179H22ZM24 177L26 179L25 182H28L31 179L33 181V183H31V181H30L31 185L30 184L26 185L28 187V189L31 190V191L29 190V192L26 189V186H25V189L27 191L22 192V190H21L23 182L25 180ZM132 177H135L137 179L134 178V180H133ZM260 177H261V181H260ZM46 178H48V181H47ZM68 178L72 179L74 181H73V183L68 184V185L65 184V186H64L63 182H64L65 179H68ZM209 178L211 180H209ZM14 179H16V180H14ZM197 179H199L198 182H197L198 184H194V182L197 181ZM205 179H207L209 183ZM221 179L224 180V181H222ZM249 179H251L253 183H250L251 180L249 181ZM129 180L132 181V182H130ZM256 180H258V181L256 182ZM2 181H3V183H2ZM217 181H218V183H217ZM80 182L82 184L81 186H80ZM178 182H180V183H178ZM187 182L191 183V185H192L191 188H186L185 187ZM204 182H205L206 185L204 184ZM7 183H8V185H7ZM17 183H19V185L21 184L20 188H19V185ZM50 183H51V185H50ZM60 183H62V184H60ZM199 183H200V185H199ZM221 183H222V185H221ZM57 184H60V186L59 185L57 186ZM90 184L92 186H90ZM252 184H253V186H252ZM130 185H131V187H129ZM168 185H167L168 188L164 189L161 192L163 194L160 193L161 195L160 194L155 195V196H153V198L155 200L159 201V202H164L165 201L164 199L166 198L165 195L167 193L166 191H168V190L171 191L173 189V185L174 184L173 183L171 184V183L168 182ZM219 185H221L220 189L223 191V193H222V191H220ZM70 186H72V187L70 188ZM210 186H212L213 188L210 187ZM113 187H116V188H113ZM122 187H124V188H122ZM182 187H183V189H182ZM197 187H198V190H197ZM217 187H218L219 190L216 192L215 190H217ZM251 187H253V188H251ZM35 188H37V190ZM202 188H207L208 191L206 189H204V191H203ZM247 188H248V190H247ZM260 188H262L263 192L261 191ZM13 189H15V191H16L15 194L13 193V192H15ZM64 189L66 190V192H65ZM228 189H231V190H228ZM212 190H213V192H212ZM224 190H227L226 194H225ZM255 190H256V192L254 193ZM68 191H70L71 194L70 193L69 194L71 196L73 195L72 197H70V195L68 194ZM94 191H95V193L97 195L94 193ZM126 191L127 192H131L132 194L131 193L127 194ZM25 192H26V194H25ZM214 192H216V194ZM87 193H88V196H87ZM206 193H209V196H211V198H208L209 196ZM217 193H218L220 198L217 196ZM7 194H9V195H7ZM18 194H19V196H18ZM22 194H24V196ZM61 194L62 195L64 194V195L62 196ZM66 194L69 195V197L65 196ZM74 194H75V198H74ZM93 194H95V195L93 196ZM221 194H222V196H224L223 198H221ZM27 195H28V197H27ZM89 195H91V196H89ZM128 195H132L133 196V197L131 196L132 199H130ZM25 196H26V198H25ZM41 196H43V198ZM47 196H48V199H46ZM143 196H144V197H142L143 199L146 200V198H147V200H148V195H143ZM145 196H146V198H145ZM206 196H207V198H206ZM212 196H216V197L212 198ZM255 196L256 197L259 196V197L256 198ZM261 196H263V197H261ZM53 197L56 199V201H55V199ZM89 197H91V198L89 199ZM125 197H127V198L125 199ZM162 197H164V199H162L163 201L160 200ZM201 197L204 200H202ZM253 197L255 198V201H256L255 203L256 204L254 203V198ZM260 197H261L262 200L260 199ZM24 198L26 200H24ZM60 198H61V200H60ZM62 198H65V199L62 200ZM133 198L135 199V201H134ZM225 198H227V199H225ZM38 199H39L40 202L37 201ZM209 199H210V202L208 203ZM217 199H220L221 201L220 200L218 201ZM222 199H224V201ZM53 200H54V202H53ZM59 200H60V202H57ZM67 200H69V201H67ZM211 200H212V203H211ZM233 200L237 203V206H236L237 210L238 209H248L247 211H249V209H252L250 211H254L255 208H256V211H258V213H256V214H258V216L256 214H254V215H249V216H247L245 218H233V219H230L229 215H227V214H229V212H230L229 209L232 206V201ZM63 201H65V202H63ZM87 201H89V203ZM92 201H93V203H92ZM192 201H193V203H191ZM204 201L206 202L205 205H207V206L204 205ZM213 201H214V204H213ZM251 201H253V203ZM41 202H42V205L40 204ZM48 202L51 203L52 205L49 204ZM66 202H68L70 204H68ZM99 202H101V203H99ZM194 202H198L199 204L197 203V206H194L195 205ZM1 203H3V204H1ZM57 203H58V206H57ZM60 203H62V204L64 203L63 204L64 206H60V205H62ZM121 203L123 205H121ZM143 203L147 204L145 201H143ZM71 204L73 205V209L71 207L72 206ZM97 204H100L99 207H98ZM209 204H210V206H209ZM211 204H213V205H211ZM260 204H262V207H260L261 206ZM101 205H103V207ZM187 205H190L191 207L190 206L188 207ZM218 205L220 206V208L218 207ZM253 205H254V207H253ZM90 206H91V208H90ZM126 206H128V208ZM129 206H131V207H129ZM133 206L135 207V209H134ZM180 206H181V208H180ZM202 206H204L205 209L207 208L208 211L205 210L204 212H201V213L197 214L196 216H193V212L196 210V208H200ZM244 206L245 207L249 206V208H245ZM257 206H258L259 209L257 208ZM40 207H42V208H40ZM69 207H71L70 208L71 210L69 209ZM137 207H138V209H137ZM209 207L210 208L213 207V208L209 209ZM16 208H18V206ZM81 208H82L83 212L81 211ZM126 208H127V210H126ZM177 208H178L180 213L178 212ZM261 208H263V209H261ZM41 209H43V210L41 211ZM46 209L48 211H45ZM75 209H78L76 211L79 214L82 213L81 214L82 216L77 214L75 212ZM79 209H80V212H79ZM85 209L87 211H85ZM130 209L132 211H130ZM213 209L217 210L219 213L217 211L213 210ZM260 209H261V212L259 211ZM50 210H51V212H50ZM59 210H61V211L59 212ZM67 210H70V212L67 211ZM184 210L186 211V213L184 212ZM62 211H64V212H62ZM104 211H106V212H104ZM212 211H214V212H212ZM41 212H42L43 215L41 214ZM46 212H48V215H46L47 214ZM111 212H113V214H111ZM135 212H137V213H135ZM207 212H209V214H207ZM55 213H56V216H58V217H56V218L54 217L53 218V216H55L54 215ZM60 213H62L63 215H61ZM101 213H103V214H101ZM116 213H118V215L120 213V215H119L120 217L119 216L116 217V215H117ZM108 214H110V215H108ZM129 214L131 216H129ZM177 214H179V216H177ZM185 214H189V218H185L184 217ZM74 215H75V217H74ZM88 215H90V217ZM223 215H225V216H223ZM44 216H46V218L48 220ZM76 216H79V217L77 218ZM111 216L114 219H118V218L123 217L122 219H124L126 224H125V222L122 219H118V220H114L113 219L112 220ZM208 216H210V218H211L210 220H209ZM255 216H257V217L255 218ZM81 217L86 220V222L84 220V223L85 224L87 223V226H85V224H82L83 219ZM87 217H89V219ZM215 217L217 219H215ZM221 217H223V218L225 217L224 221L221 220V219H223ZM51 218H53L54 222H52V220H50ZM67 218L69 220L71 219L70 220L71 222H69ZM107 218H111V219H107ZM226 218H228V219H226ZM251 218L255 219V223L254 224L255 225L257 224L256 227L253 226L254 224L252 222H254V220L251 219ZM78 219L81 221V223L78 221ZM202 219L205 220V223H204V220H202ZM236 219H237V221H236ZM106 220H110L111 224H107V226H106V223L104 224V222H108L109 223V221H106ZM111 220H112V222H111ZM120 220L123 221L124 225H123L122 221H120ZM89 221H90V223H89ZM68 222H69V224H68ZM76 222H77V224H76ZM184 222H188L189 225L187 223H185V226L184 225L182 226L181 224L184 223ZM112 223H114V224L112 225ZM193 223H194V227H191L193 225ZM179 224H180V226H179ZM72 225H74V227ZM202 225H204V226H202ZM108 226H109V228H108ZM181 226H182V228H181ZM71 227H72V229H71ZM106 227H107V229H105ZM111 227L112 228L114 227V228L112 229ZM119 228H121V229L123 228L122 229L123 231L120 230ZM130 228H131V231H128ZM191 228H194V229L196 228V229L194 230V229H191ZM73 229H75V230H73ZM116 229H117V231H116ZM32 230H34V231H32ZM84 230L87 231V232H85ZM112 230H115V231H112ZM124 231L126 233H124ZM162 231L163 230H159V232H162ZM113 232H115V233H113ZM71 233H73V234H71ZM249 234L252 235V236H249ZM66 237H68V238H66ZM74 237H75V239H74ZM122 237H123V239H122ZM32 238L34 240H32ZM114 238L116 239V241H115ZM190 238H189V240H190ZM4 239H5L6 242H4ZM72 239L74 240V243H76L75 245H73L74 243H73ZM84 239L88 240V241H84ZM235 239H236V241H235ZM237 239H239V240H237ZM44 240H46V241H44ZM124 240H125V242H122ZM189 240L185 244H183V247H184L183 250L185 251L186 254L188 253L187 254L188 256L194 257L195 256V247H194V245L192 243H190ZM41 242H44V243L47 242V243L42 245L43 243H41ZM88 242H90V243H88ZM227 243L228 244L229 243H231V244L233 243V244H232V246H230L231 244H229V246H228ZM166 244H167L166 240H157L156 242L154 241L151 244V246L153 248H155V249L161 250V249L166 247ZM223 244H224V246H223ZM240 244H242V245H240ZM84 245H87L86 249L88 248V250L84 249L85 248ZM108 245H110V246H108ZM37 246H38V248H35ZM227 246L229 247V249H227L228 248ZM82 247H84V248L82 249ZM109 247H110V249H109ZM210 247H212V246H209L208 249ZM232 247H234V248H232ZM97 248H98V250H97ZM219 248H220V250H219ZM231 248H232V250H230ZM210 250H212V252H213L214 251V247L210 248L208 250V253L211 252ZM89 251H90V253H89ZM98 251H99V253H98ZM226 251H227V255L228 256H229V253H230L229 257L226 255ZM229 251H232V252H229ZM16 252H18L19 254H17ZM20 252L26 256V259H24L22 257ZM101 252H103V253H101ZM243 252H245V253H243ZM234 253H236L237 255H241V256L243 255V256L242 257L241 256H237L236 254L234 255ZM16 254L19 255L20 257L17 256ZM59 254H60V256H59ZM94 254H96V255H94ZM92 255L94 257L97 256V257H95L93 259H96V258L100 259V263H99L98 259H96V261L95 260L93 261L91 259V257H93ZM14 256H16V257L14 258ZM77 256H79V257H77ZM231 256L233 257V259L231 258ZM18 257L20 258L21 261H18ZM206 257H208V254H206ZM235 257H236V260L240 259V257H241V259L236 261ZM81 258H83V259H81ZM84 258L87 260L86 263H85V259ZM254 258H255V261L257 260L256 262L254 261ZM53 260H54V262H51Z\"/></svg>","mask_w":264,"mask_h":264}]
</instances>
